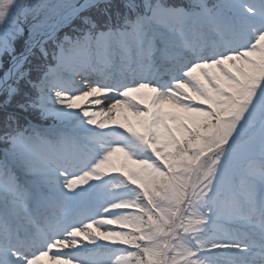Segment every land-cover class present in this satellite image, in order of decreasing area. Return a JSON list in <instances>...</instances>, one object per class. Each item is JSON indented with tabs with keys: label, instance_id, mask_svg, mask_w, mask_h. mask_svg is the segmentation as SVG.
I'll return each instance as SVG.
<instances>
[{
	"label": "snow or ice",
	"instance_id": "obj_1",
	"mask_svg": "<svg viewBox=\"0 0 264 264\" xmlns=\"http://www.w3.org/2000/svg\"><path fill=\"white\" fill-rule=\"evenodd\" d=\"M264 264V0H0V264Z\"/></svg>",
	"mask_w": 264,
	"mask_h": 264
},
{
	"label": "rangeland",
	"instance_id": "obj_2",
	"mask_svg": "<svg viewBox=\"0 0 264 264\" xmlns=\"http://www.w3.org/2000/svg\"><path fill=\"white\" fill-rule=\"evenodd\" d=\"M99 264H108V258L106 256H99L97 257Z\"/></svg>",
	"mask_w": 264,
	"mask_h": 264
}]
</instances>
